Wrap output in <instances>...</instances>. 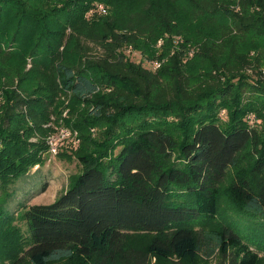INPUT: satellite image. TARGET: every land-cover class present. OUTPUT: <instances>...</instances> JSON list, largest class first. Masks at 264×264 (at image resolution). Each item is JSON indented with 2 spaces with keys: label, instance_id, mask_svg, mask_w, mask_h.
I'll use <instances>...</instances> for the list:
<instances>
[{
  "label": "trees",
  "instance_id": "obj_1",
  "mask_svg": "<svg viewBox=\"0 0 264 264\" xmlns=\"http://www.w3.org/2000/svg\"><path fill=\"white\" fill-rule=\"evenodd\" d=\"M98 3L108 15L88 19ZM165 34L194 58L153 52ZM0 85V264L261 263L218 216L224 199L264 218V0H0ZM64 110L81 144L57 157L80 171L53 203L8 211Z\"/></svg>",
  "mask_w": 264,
  "mask_h": 264
},
{
  "label": "rangeland",
  "instance_id": "obj_2",
  "mask_svg": "<svg viewBox=\"0 0 264 264\" xmlns=\"http://www.w3.org/2000/svg\"><path fill=\"white\" fill-rule=\"evenodd\" d=\"M155 46L152 47L153 52L155 51L157 52V54L163 52V50L157 49ZM191 47L193 46L191 45ZM170 49L171 47L169 45V53H170ZM142 51L143 50H136V53L142 54ZM145 53H149V52L146 50ZM254 54L255 51L252 50L251 56H254ZM142 55L145 58L144 54ZM134 58L139 59L140 57L134 55ZM147 60H153V59H147ZM136 61L140 62L139 60ZM30 67H31L30 65L27 66L28 69ZM2 82H6L5 77L2 78ZM2 90H3V86L0 85V107L3 103ZM68 113H69L68 110H64L62 116L59 119L55 116H52L49 126L52 129V133L57 132V130L60 129H72L74 131H77L78 133L77 139L73 140L72 142L70 141L71 146H69V148L72 150L69 152V154H73L76 151H78L81 144V140H80L79 131L65 124L66 119L69 118ZM92 134L93 137H96L98 134V130L93 129ZM46 158L49 159L48 156ZM80 169H81L80 165L75 160L68 162L65 160H61L58 157L52 158L51 162L47 161L45 165L39 167L38 169L31 170V172H29V174H27L25 177H20L12 184V186L10 187L11 196L8 199V204H6V209L16 214V212L18 211L21 205H26V206L48 205L53 203L56 200V198L61 193H63L68 187L69 177L71 175L78 173ZM45 183L47 184V189L45 192H42L41 188ZM221 202L222 203H221L220 213L218 216L220 222L224 223L230 221L231 223L237 225V227L240 229L241 235L244 237V241L248 243V245L252 246L254 251L260 254L261 256L260 264H264V218L263 219L251 218L244 214H238L235 210L231 208L230 204L226 200L222 199ZM17 224L24 231L26 230V226L23 222L17 221ZM151 264H181V263L179 262L159 263L155 258H152ZM187 264H222V261L218 253H216L212 257H206L203 254L200 255L198 260Z\"/></svg>",
  "mask_w": 264,
  "mask_h": 264
},
{
  "label": "built area",
  "instance_id": "obj_3",
  "mask_svg": "<svg viewBox=\"0 0 264 264\" xmlns=\"http://www.w3.org/2000/svg\"><path fill=\"white\" fill-rule=\"evenodd\" d=\"M108 15V7L105 6L102 3L95 4L93 8L90 10V12L87 14L88 19H93L98 16H106ZM166 43H168L171 47L170 49V55L175 54L178 51L183 52L184 54V60L189 61L195 56L196 54V49L191 47V45L187 44L185 39L180 36V35H170V34H165L163 37L159 38L157 43H156V48L163 50ZM122 52L127 58H130L134 61L139 60L143 61L147 64V66L153 70L157 71L159 70L167 61V57H160L156 58L153 60H147L143 57L141 53H136V49H134L131 46L125 47ZM161 54V53H160ZM134 55H137L140 57L139 59L134 58ZM226 112L223 111L222 115H225ZM249 120L251 123H254L256 120V117L254 114L249 115ZM77 131H74L72 129H60L57 130V132L51 133L48 137H46V144L48 147V151L44 155V158L47 156L49 159L47 161L51 162L52 158H55L58 156L59 150L63 145L67 142H72L73 140L77 139ZM46 161V162H47ZM40 167V165H37L33 168V170H36Z\"/></svg>",
  "mask_w": 264,
  "mask_h": 264
}]
</instances>
